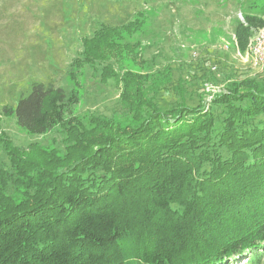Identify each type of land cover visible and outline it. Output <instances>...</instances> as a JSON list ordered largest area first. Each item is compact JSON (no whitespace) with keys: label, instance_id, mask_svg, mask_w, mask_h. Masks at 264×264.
I'll list each match as a JSON object with an SVG mask.
<instances>
[{"label":"trees","instance_id":"16d2710c","mask_svg":"<svg viewBox=\"0 0 264 264\" xmlns=\"http://www.w3.org/2000/svg\"><path fill=\"white\" fill-rule=\"evenodd\" d=\"M149 18L82 39L69 94L33 82L2 106L22 132L60 142L19 147L0 132V264H261L264 77L228 82L206 105L159 106L163 79L123 66ZM262 26L235 25L241 53ZM85 72L118 89L120 118L72 111Z\"/></svg>","mask_w":264,"mask_h":264},{"label":"rangeland","instance_id":"374dc122","mask_svg":"<svg viewBox=\"0 0 264 264\" xmlns=\"http://www.w3.org/2000/svg\"><path fill=\"white\" fill-rule=\"evenodd\" d=\"M138 12L149 15L150 24L140 39V51L125 55L123 66L163 79L164 85L153 94L159 106L181 101L206 105L228 82L264 77V69L245 62L234 36L235 25L245 17L264 22V0H0V132L14 146L57 147L56 131L28 135L14 117L2 114V106L14 107L33 82L61 87L69 94L67 73L82 50V39L100 24L118 26ZM262 27L252 28L247 46ZM77 83L79 102L72 108L76 115L122 116L119 91L111 81L85 72ZM213 110L216 116L222 114L220 108ZM7 164L0 149V167ZM262 256L264 264V251Z\"/></svg>","mask_w":264,"mask_h":264},{"label":"built area","instance_id":"2783aa9c","mask_svg":"<svg viewBox=\"0 0 264 264\" xmlns=\"http://www.w3.org/2000/svg\"><path fill=\"white\" fill-rule=\"evenodd\" d=\"M245 62L259 70L264 69V27L257 30L243 53Z\"/></svg>","mask_w":264,"mask_h":264}]
</instances>
